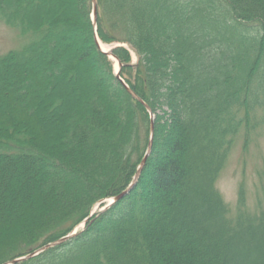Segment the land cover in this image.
<instances>
[{"label":"trees","instance_id":"1","mask_svg":"<svg viewBox=\"0 0 264 264\" xmlns=\"http://www.w3.org/2000/svg\"><path fill=\"white\" fill-rule=\"evenodd\" d=\"M0 0V264H264V171L249 206L216 184L264 128V0ZM128 45L136 56L131 63ZM11 76L16 77L13 80ZM31 80V81H30ZM2 81V82H1ZM158 135V138H157Z\"/></svg>","mask_w":264,"mask_h":264},{"label":"rangeland","instance_id":"2","mask_svg":"<svg viewBox=\"0 0 264 264\" xmlns=\"http://www.w3.org/2000/svg\"><path fill=\"white\" fill-rule=\"evenodd\" d=\"M24 39L25 38L21 37L16 29L7 28L4 24L0 23V54L6 52L9 49L19 47L24 41ZM100 45L101 47L102 45L107 47L108 49L107 51L110 52V50L113 47L117 46L118 44L109 45V44H104L100 41ZM124 46L129 51V54L131 57V63L132 64L136 63V56L134 52L130 50L128 45H124ZM115 62L116 61L113 60L112 68H113V72L115 76L117 77L116 75L117 71L114 70ZM0 78L2 80L1 75H0ZM14 78L16 79V77L14 76L10 77L11 80H13ZM118 79L123 81L121 77ZM151 113H152V110H151ZM148 114H149L150 121H151V117L153 119V135L151 138V141H152L151 149H152L153 140H154L155 115H153L152 113V116H151L149 112ZM157 138H158V135H157ZM148 141H149V135H148L147 144H148ZM145 151H146V148H145ZM145 151L141 157V160L145 156ZM150 153L145 157L146 160L148 156L150 155ZM146 160H145V163H146ZM263 171H264V128H261L258 130L256 135L252 138V141L246 148L242 147V140L237 139L236 143L234 144V147L232 148L230 152L227 164L217 181L216 186L218 190L220 191V193L222 194L225 201L233 208L236 204L238 185L240 182H243L245 185V189L247 191L248 204L249 206L253 207L255 200H256V196H257V189L259 186L258 179H259L260 174ZM133 178L131 179V181L133 180ZM139 178H140V175L138 176L136 182L132 185V187L117 201H113L112 197H108V198L103 199L102 201L96 202L94 206L92 207L91 211L89 212V214L87 215V217L84 218V220L81 223L77 224L72 229L71 232L74 233L72 237H76L78 234L83 232L85 228L87 227L86 225L91 224L95 220H99L100 217L101 218L103 217L104 213H106L113 206L118 204V202H120L125 196H127L131 192V190L134 188V186L138 182ZM129 184L127 185V187L129 186Z\"/></svg>","mask_w":264,"mask_h":264},{"label":"water","instance_id":"3","mask_svg":"<svg viewBox=\"0 0 264 264\" xmlns=\"http://www.w3.org/2000/svg\"><path fill=\"white\" fill-rule=\"evenodd\" d=\"M96 14H97V8H96V0H92V15H91V19H92V24H93V27H94V30L96 29ZM95 39H96V43H97V46L98 48L100 49V51H102L103 53H105L106 55L109 56V58H111L112 60L114 61H117L118 62V70L116 72V75H117V78H120L119 76V71H120V68L122 66V63L121 61L118 59L117 56H115L111 50L110 52L109 51H104L102 48H101V45H100V41L99 39L97 38V35H95ZM122 82V84H124L127 92L134 98L136 99L138 102H140L144 107L145 109L151 114L152 116V113H151V108L149 107V105L147 103H145L139 96H137L122 80H120ZM152 135H153V119L151 117V121H150V126H149V141H148V144H147V147H146V151H145V156L144 158H142L141 162L139 163L137 169H136V172L134 174V178L133 180L131 181V183L129 184V186L123 190L122 192H120L118 195L116 196H113L112 197V200L113 201H117L118 199H120L131 187L132 185L136 182L138 176L140 175L141 173V170L144 166V163H145V157L150 153L151 151V144H152V141H151V138H152ZM74 235L73 232H70L68 233L67 235L65 236H62L60 237L59 239L55 240V241H52V242H49L43 246H41L40 248H38L37 250L33 251V252H30L24 256H20V257H17V258H13L11 260H8L7 262L3 263V264H15L17 262H20L22 260H25V259H28L30 257H33L35 255H37L38 253L50 248V247H53L55 245H58L66 240H68L69 238H71L72 236Z\"/></svg>","mask_w":264,"mask_h":264},{"label":"bare ground","instance_id":"4","mask_svg":"<svg viewBox=\"0 0 264 264\" xmlns=\"http://www.w3.org/2000/svg\"><path fill=\"white\" fill-rule=\"evenodd\" d=\"M101 48H102L104 51H107V50H108L107 47H105V46H103V45H102ZM118 66H119V65H118V62L116 61V62H115V65H114V70H115V71L118 70Z\"/></svg>","mask_w":264,"mask_h":264}]
</instances>
